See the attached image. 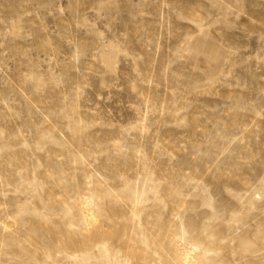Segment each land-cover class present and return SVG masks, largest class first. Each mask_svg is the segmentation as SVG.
<instances>
[{"label": "rangeland", "instance_id": "obj_1", "mask_svg": "<svg viewBox=\"0 0 264 264\" xmlns=\"http://www.w3.org/2000/svg\"><path fill=\"white\" fill-rule=\"evenodd\" d=\"M0 264H264V0H0Z\"/></svg>", "mask_w": 264, "mask_h": 264}]
</instances>
